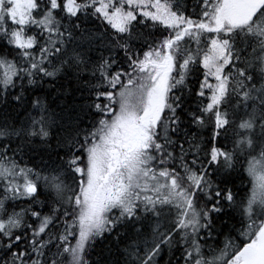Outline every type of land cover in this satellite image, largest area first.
<instances>
[{"label":"snow or ice","instance_id":"1","mask_svg":"<svg viewBox=\"0 0 264 264\" xmlns=\"http://www.w3.org/2000/svg\"><path fill=\"white\" fill-rule=\"evenodd\" d=\"M0 264H264V0H0Z\"/></svg>","mask_w":264,"mask_h":264},{"label":"trees","instance_id":"2","mask_svg":"<svg viewBox=\"0 0 264 264\" xmlns=\"http://www.w3.org/2000/svg\"><path fill=\"white\" fill-rule=\"evenodd\" d=\"M190 3H191V0H190Z\"/></svg>","mask_w":264,"mask_h":264}]
</instances>
